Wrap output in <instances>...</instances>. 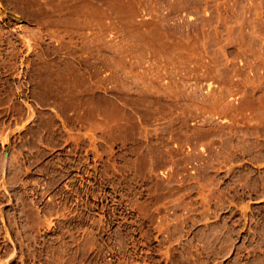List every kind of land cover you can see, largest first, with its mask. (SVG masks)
Wrapping results in <instances>:
<instances>
[{"label": "rangeland", "instance_id": "1", "mask_svg": "<svg viewBox=\"0 0 264 264\" xmlns=\"http://www.w3.org/2000/svg\"><path fill=\"white\" fill-rule=\"evenodd\" d=\"M0 264H264V0H0Z\"/></svg>", "mask_w": 264, "mask_h": 264}]
</instances>
